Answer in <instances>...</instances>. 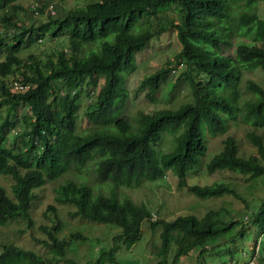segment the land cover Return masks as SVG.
Segmentation results:
<instances>
[{
  "label": "trees",
  "instance_id": "1",
  "mask_svg": "<svg viewBox=\"0 0 264 264\" xmlns=\"http://www.w3.org/2000/svg\"><path fill=\"white\" fill-rule=\"evenodd\" d=\"M233 1L241 2L243 8L232 16ZM257 1L90 0L59 14L48 13L46 19L33 21L28 27L18 24L16 11L41 12L44 3L35 2L31 7L21 0H0V110L6 107L5 117L0 118V173L13 179L11 193L0 184V225L17 216L30 224L34 188L54 180L72 165L77 167V163H84L92 155L99 156L97 176L112 180L116 186H137L142 180L162 177L170 169L177 184L196 196L230 193L240 198L227 181L188 183L187 175L203 162L207 151L204 123L212 135L226 132L229 121L238 115L254 126L264 125V87L254 79H247L245 87L252 95L242 101L238 88L244 69L258 66L264 69V45L257 43L264 42V18L258 16L256 7L249 8ZM173 5L179 19L176 22L171 19L170 25L177 30L181 42L178 56L186 64L178 79L184 77L188 81L192 100L176 108L139 111L128 116L125 78L135 69L136 52L166 28V23L154 27L150 20ZM50 7L54 11L53 5ZM145 21L148 23L143 25ZM231 21L234 27L229 24ZM10 29L14 30L12 36ZM236 32L250 41L235 44ZM62 34L67 37L63 46H53L42 56L19 55L25 46L41 41L45 35ZM97 40L98 49L95 46L84 51L86 44L96 45ZM233 46L234 53H230ZM11 77L26 88L12 89ZM166 77L167 69L161 66L146 74L138 88L155 101ZM101 78L102 84L90 96L85 111L96 127L78 132L82 91L93 93ZM21 105L28 111L17 116L15 111ZM130 118L134 119V129ZM166 133L173 135V144L161 151L156 144ZM246 136L257 147L256 153L239 155L236 138L228 134L222 147L204 162L206 169L210 172L227 169L248 175L245 179L264 177L263 136L254 130ZM56 197L59 202L72 203L74 215L120 226L117 238L126 247L140 239L144 219L149 220L152 228L159 225L156 264H178L180 255L212 246L219 238L228 237L236 225L239 230L220 244L244 235L245 218L242 215L227 218L229 211L225 208H210L200 217L188 213L172 219L153 218L144 202L115 193L93 195L87 183L71 179L58 186ZM54 217L52 228L44 229L48 239L41 240L47 245V255L17 243L2 242L0 264H56L61 260L68 241L58 237L61 220L56 212ZM249 222L257 228L254 242L264 231V197L251 210ZM70 237V241L86 238L80 232H72ZM172 244L175 251L168 261ZM116 248L115 244L102 248L91 264L115 262ZM224 248L231 252L229 247ZM233 256L231 253L229 257ZM255 264H264V236Z\"/></svg>",
  "mask_w": 264,
  "mask_h": 264
},
{
  "label": "rangeland",
  "instance_id": "2",
  "mask_svg": "<svg viewBox=\"0 0 264 264\" xmlns=\"http://www.w3.org/2000/svg\"><path fill=\"white\" fill-rule=\"evenodd\" d=\"M87 1L90 0H21L26 6L29 4L32 7L37 2L38 5L44 3L45 7L41 12H30L27 9H18L15 17L18 19L17 22L19 25L29 27L33 21L39 22L40 20L46 19L48 13L59 14L60 11L83 5ZM233 2L235 4L231 2L232 16L243 8L241 2ZM51 5H53L52 8H54V11L51 10ZM253 6L256 7L258 16L264 18V0H258L255 4L250 5L249 8L253 9ZM245 8L248 7L245 6ZM171 19L175 22L179 19V12L174 5L165 12H159L155 19L150 20L154 27H157L158 23L159 25L166 23V28L160 33L155 34L141 50L136 52L135 69L125 78V86L129 91L128 101L125 106V113L128 116H134L139 111H152L165 107L176 108L181 103L192 100V92L188 81L184 77L178 79L180 72L185 69L186 64L178 56V52L181 49V42L178 39L176 28L170 25ZM167 20L169 21L167 22ZM147 23L145 21L143 25ZM229 24L233 26V21L229 22ZM13 31L12 29L9 30L10 36H12ZM66 38L65 34L57 37L45 35L41 41L37 40L25 46L19 52V55L23 58H26L30 53L42 56L46 50L53 46H63ZM97 41L96 45L95 43L86 44L84 51L87 52V50L95 46V49H98L99 40ZM243 41L247 42L250 40L236 32L234 34V43ZM257 43L264 45V42L261 41ZM229 50L230 53H234V46L229 48ZM1 58L2 55H0ZM161 66L167 69V77L163 81L159 92L156 94L155 101H151L146 96L145 90L138 88V84L146 74L155 71ZM12 78L9 79L11 83L13 81ZM247 79H254L264 87V69L258 66L242 71V77L238 87L240 101L252 95L245 87ZM102 80L101 78L99 85L93 93L91 90H89L90 94H88L87 90L82 91L76 122L78 132L89 131L96 127V125L87 119L85 111L90 96L95 95L98 87L102 84ZM10 86L14 89L11 84ZM27 111V107L21 105L15 113L17 116H21ZM5 115L6 107H3L0 110V118H4ZM130 120L132 122V128L134 129V119L130 118ZM14 129L11 132H14ZM202 129L207 139V151L204 155L203 162L189 171L187 182L209 184L214 181L224 180L234 186L240 194V198L230 193L221 196H196L185 187L177 184V177L170 169L166 170L165 175L162 177L152 180H142L137 186H116L112 180H101L97 176L96 165L99 156L92 155L84 163H77V167L72 165L54 180L46 181L42 185L34 188L35 197L29 208L31 223L29 224L21 216L9 219L8 222L0 225V243H17L47 255L49 250L47 245L41 240L48 239V234L44 229L52 228L55 223L54 214L56 212L61 220V228L57 232V235L59 238H66L68 241L65 247L64 257L57 261L56 264H91L102 248H109L113 244L117 245L115 250L116 260L108 264H156L158 262L159 257L156 255L155 250L156 246L160 244L161 227L159 225L152 228L149 220L144 219L141 224L140 239L131 245V247H126L117 238V235L121 232L120 226L114 223L93 222L74 215L72 211L75 207L72 203L59 202L56 197L58 186L71 179L77 182L87 183L91 187L93 195L98 193H115L120 197L129 195L137 202H144L152 211L153 218L172 219L177 215L188 213H193L200 217L210 208L227 209L229 211L227 218L242 215L245 218L243 236H235L232 241L220 244L225 239L231 238L232 234L239 230L240 226L236 225L228 237L219 238L212 246L208 245L206 249L200 250L201 253L197 248V251L192 250L189 253L180 255L178 264H226L231 253L234 254L233 258L237 260L242 259L239 254H243V251H250L249 247L257 235V228L249 222V218L251 210L264 197V177L245 179L248 175L235 173L227 169L210 172L206 169L204 162L208 161L222 147L223 138L228 134L236 138L239 155L248 156L251 153H256L257 147L247 138L246 134L248 131L254 130L261 134L264 139V125L254 126L241 120L240 115H238L237 119H231L229 121V126L224 133L217 135L210 134L207 132L205 123ZM179 131L174 133L177 134ZM172 144L173 135L166 133L162 140L156 144V147L161 151H166L171 148ZM12 183L13 179L10 175L0 173V184L9 193H11ZM72 232H80L86 238L72 239L70 241ZM224 247H229L231 252H228V249ZM174 251L175 244H172L167 257L168 261L172 259Z\"/></svg>",
  "mask_w": 264,
  "mask_h": 264
},
{
  "label": "built area",
  "instance_id": "3",
  "mask_svg": "<svg viewBox=\"0 0 264 264\" xmlns=\"http://www.w3.org/2000/svg\"><path fill=\"white\" fill-rule=\"evenodd\" d=\"M11 85L15 90H23L26 88V85L18 80H13ZM264 231L257 236L256 241H254L250 247V253H243L242 259L237 260L236 258H229L226 261V264H254L256 263L257 259L259 258V251H260V243L263 239Z\"/></svg>",
  "mask_w": 264,
  "mask_h": 264
},
{
  "label": "crops",
  "instance_id": "4",
  "mask_svg": "<svg viewBox=\"0 0 264 264\" xmlns=\"http://www.w3.org/2000/svg\"><path fill=\"white\" fill-rule=\"evenodd\" d=\"M253 243V242H252ZM252 245V244H251ZM251 245H250V247H251ZM249 247V248H250ZM244 253H250L251 252V250L250 251H243ZM242 254V253H241ZM241 254H239L242 258H243V256L241 255Z\"/></svg>",
  "mask_w": 264,
  "mask_h": 264
}]
</instances>
